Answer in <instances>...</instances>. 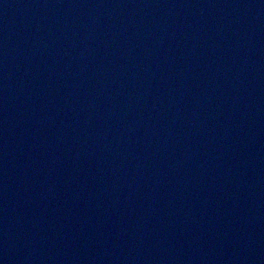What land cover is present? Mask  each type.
<instances>
[{"label":"water","instance_id":"1","mask_svg":"<svg viewBox=\"0 0 264 264\" xmlns=\"http://www.w3.org/2000/svg\"><path fill=\"white\" fill-rule=\"evenodd\" d=\"M0 264H264V0H0Z\"/></svg>","mask_w":264,"mask_h":264}]
</instances>
